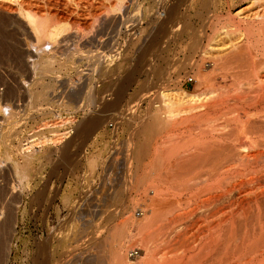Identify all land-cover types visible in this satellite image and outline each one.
<instances>
[{"label":"rangeland","instance_id":"rangeland-1","mask_svg":"<svg viewBox=\"0 0 264 264\" xmlns=\"http://www.w3.org/2000/svg\"><path fill=\"white\" fill-rule=\"evenodd\" d=\"M6 1L13 2L15 12L0 11V204L6 211L14 207L18 221L9 264H38L42 246L53 249V264H65L70 250L75 264H134L133 250L142 256L149 242L154 259L145 264H204L190 240L170 245L158 233L152 238L153 228L138 236L133 222L141 219L155 181L141 187L136 175L149 170V154L174 128L169 125L150 139L141 163L133 157L142 144L137 131L156 117L164 91L188 107L194 99L190 93L234 88L239 69L218 67L216 56L203 53L213 42L229 48L232 40L218 38L220 30L239 16L246 18L260 2ZM118 1L123 9L109 13ZM20 8L67 26L63 38L69 43L61 38L54 46L57 55L53 48V54L28 58L35 41L23 26ZM182 123L174 126L181 140L188 134Z\"/></svg>","mask_w":264,"mask_h":264},{"label":"bare ground","instance_id":"bare-ground-1","mask_svg":"<svg viewBox=\"0 0 264 264\" xmlns=\"http://www.w3.org/2000/svg\"><path fill=\"white\" fill-rule=\"evenodd\" d=\"M255 2L260 3L254 6L255 9L251 8L253 11L250 14L246 13V18L245 15L244 18L239 16L233 22L234 25L220 30L222 32L218 38H231L229 48L223 49L224 45L218 47L213 42L211 51H203V57H217L221 63H218V67L239 69L237 72L232 69L236 72L234 78L235 75L237 78L234 88L231 90L213 86L211 89L206 87L201 93H190L194 99L189 100L188 107L164 91L160 96L163 105L154 113L156 117L137 131V137H142V144H138L139 151L133 157L141 163L148 156L144 150L151 147L150 139L154 135L157 136L169 125L176 131L174 126L182 122L188 128V134L183 140L182 134L178 138L172 130L173 134L165 138L160 148L148 152L153 162L149 170L145 171V167L147 173L136 175V185L142 187L149 180L156 183L151 185L154 186V192L141 219H131L138 229V236H143L153 228L152 238L158 233L161 238H167L164 242L170 245H183L190 240L206 264H264V0ZM11 3L0 0V11L14 13L15 8ZM123 7V2L118 1L107 11L116 13ZM42 14L22 8L18 10L19 17L26 23L23 26H26L27 33L35 41L30 42L28 58L35 55L42 57L53 48L54 52V46L61 43L60 39L66 40L63 37L68 33V27L59 22L52 23L49 15ZM73 51L77 53L78 49ZM64 53L63 56L67 52ZM98 54H94L95 58H102ZM243 68L248 70L244 72ZM59 140L57 136L54 141L57 143ZM13 208L6 211L4 204H0V264H9L17 232V210ZM150 243L142 248V256L132 252L136 258L134 264H145V261L154 259L155 251ZM48 249V246L39 247L36 256L38 264H53L51 260L55 254H49L53 249ZM73 253V250L65 253V264L76 263ZM164 256L166 258L165 254L160 259Z\"/></svg>","mask_w":264,"mask_h":264},{"label":"built area","instance_id":"built-area-1","mask_svg":"<svg viewBox=\"0 0 264 264\" xmlns=\"http://www.w3.org/2000/svg\"><path fill=\"white\" fill-rule=\"evenodd\" d=\"M189 81H192L193 80V78H189L188 79ZM72 132H71V134L73 135L74 134V131H73V129H70ZM134 252H135V254H136V252H138V249H135L134 250Z\"/></svg>","mask_w":264,"mask_h":264}]
</instances>
